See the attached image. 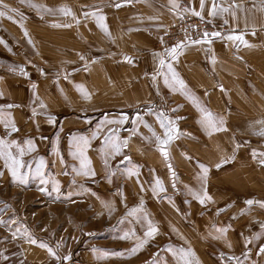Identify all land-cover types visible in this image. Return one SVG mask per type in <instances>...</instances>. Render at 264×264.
<instances>
[{
    "label": "rangeland",
    "instance_id": "rangeland-1",
    "mask_svg": "<svg viewBox=\"0 0 264 264\" xmlns=\"http://www.w3.org/2000/svg\"><path fill=\"white\" fill-rule=\"evenodd\" d=\"M167 1L3 0L15 11L0 8V108L18 131L0 124V264H181L189 252L193 264H264V0H215L227 11L205 20L221 35L197 40L242 36L247 45L225 46L240 59L236 79L231 66L212 79L206 60L190 72L169 60L173 47L179 59L200 43L168 38L184 9L204 18L188 0ZM168 65L186 89L173 87ZM206 113L226 130L207 127ZM160 119L178 129L167 158L153 135L165 138ZM113 132L127 146L108 158ZM82 138L94 177L80 174ZM21 150L24 183L6 163ZM205 191L202 205L193 194Z\"/></svg>",
    "mask_w": 264,
    "mask_h": 264
},
{
    "label": "snow or ice",
    "instance_id": "snow-or-ice-1",
    "mask_svg": "<svg viewBox=\"0 0 264 264\" xmlns=\"http://www.w3.org/2000/svg\"><path fill=\"white\" fill-rule=\"evenodd\" d=\"M21 2H24V0H21ZM30 7H34V8H37L39 9V5H36V4H30L29 5ZM176 5H174L175 7ZM201 11L203 10V7H204V3H203V0H201ZM0 8H3V9H7L9 12H12V11H15L14 9H11L9 8V6L5 3H3V0H0ZM61 11L65 14V15H71V11L70 9H67V8H63L61 9ZM217 11V8H216V5H215V0H213V6H212V10L210 12V14L214 15ZM220 11H227V9H224V8H221ZM193 14L195 15H199V13H196L195 11H193ZM5 13L3 11H0V16H4ZM85 15H88V13H85ZM103 18H101L102 20ZM65 26H70V25H65ZM99 26L102 28V30L105 31L106 34H108L107 32V28L105 25H103L102 23L99 24ZM25 35H27V32L25 30ZM207 33H205V37H207ZM214 36H219L221 35L220 33H214L213 34ZM228 40H232V41H239L241 43H244L245 45H247V42L244 41L243 37L242 36H239V35H230L227 37ZM31 42V41H29ZM197 42H200V41H197ZM207 42V41H205ZM178 47H173L171 50H170V55L175 58L177 55H178ZM81 59H83V57L81 56ZM160 65L161 67L165 66V59L161 58L160 59ZM168 68H169V72L172 73V77H171V83L173 85V87H179L180 89L184 90L187 88V85L185 84V82L180 79L176 73L172 70L171 68V65H168ZM166 83H168V81L166 80ZM223 90V89H221ZM81 91V94L84 95L86 98L88 96V93L86 90L84 89H80ZM3 97V93H0V98ZM8 108H11L13 107L12 105H8L7 106ZM41 107H45V105L41 104ZM161 116H163V113L161 114ZM124 121L121 120V121H114V123H123ZM160 126L161 128L164 130V137L165 138H161L160 136H156L155 133H153L154 137H155V140L159 143V145L161 146L160 147V150H161V153L162 155H164L166 158L168 156V152H167V145L168 143L174 138L173 136V133L175 132H178V129H175L174 125H173V122L171 121H168V122H165L163 119H160ZM204 123L206 124L207 127L213 129V130H226L222 127V124L223 122L221 121L219 125H217L216 121L212 118V115L211 113H206L205 114V119H204ZM260 123H264V121H261ZM0 124H3L5 126V128L7 129L9 126H11L12 130L13 131H18V129L15 127V122L14 120L6 115L3 111L2 108H0ZM260 135H264V131H262L261 133H259ZM115 133H111V135L105 137V144H109V148H108V153H107V156L108 158H115L116 155H119L121 154V150L123 147H126L127 146V141L123 142V144H121L119 142V139L117 138L115 141H112V136H114ZM28 144L29 146L32 145V142L31 141H28ZM89 144V140L87 138H82L78 141L75 142V149H76V158L80 160V169H81V173L82 175H85V176H95V172L94 170L91 169L90 167V161L88 160L87 156L85 155V149L87 148ZM3 145H4V142L3 140H0V149L3 148ZM0 155H3V152L0 151ZM24 155V150H21L20 151V154H19V158H17L16 156H13L11 155L10 153L8 154L7 156V159H6V163L8 161H10V165H9V168H10V172H11V176L13 178V181H19L20 183H24V177L23 175L21 174V169H23L25 167V164L22 160V157ZM254 158H255V154H254ZM130 159L129 157H125V160H128ZM106 163H107V160H106ZM260 163L262 166H264V159H261L260 160ZM41 167H43V164L41 165ZM219 167V165L217 166ZM169 168L171 169V165L169 164ZM202 171L204 173V176L206 177L207 175V172H208V169L206 167H203L202 168ZM38 172V175L41 177V183H45L46 181H44L43 179V176H44V173L43 171H41L40 169L37 170ZM133 173H129V175H132ZM157 184L160 185V181H157ZM56 191L59 192V186H57L56 188ZM159 191H165V189L160 186L159 187ZM196 199H198V201L203 205L205 200H210L211 198L207 196V193L206 191L204 192L203 194V197H201L199 194H196L194 193L193 194ZM248 206H249V209H251V206H253L254 204V201L252 200H248L245 202ZM261 207H264V205H261ZM0 223H3V221H0ZM217 232L223 234V233H226L227 229H216ZM158 232V229L156 227H154L151 222L148 223V230L146 231L145 233V236L146 237H154V235ZM134 235V234H133ZM123 238H128V235L125 234V236ZM29 240L31 243L35 244L36 241L35 240H31V238L29 237ZM146 243V240L145 241H139L137 243V247L133 248L132 249V252L135 253L137 251L140 250V248L143 247V244ZM249 243H251V241H249ZM260 252L262 254H264V247H261L260 249ZM49 254L50 255H55V253L49 249ZM191 257V253H184L181 257H180V260H181V264H193V261L192 259L190 258ZM70 257H65L64 259H69ZM229 261H232V260H236V264H239V260L238 258H235V257H229L228 258Z\"/></svg>",
    "mask_w": 264,
    "mask_h": 264
},
{
    "label": "crops",
    "instance_id": "crops-1",
    "mask_svg": "<svg viewBox=\"0 0 264 264\" xmlns=\"http://www.w3.org/2000/svg\"><path fill=\"white\" fill-rule=\"evenodd\" d=\"M179 0H168L166 4H168L169 7H173L175 4L177 5ZM189 1V5L192 11H195L196 13H199V17L204 18V19H208V18H214V20H216V17H219V13L221 12L218 7L217 11L214 15L210 14L211 10H212V6H213V2L211 0H203L204 3V7L203 10L201 11V0H188ZM170 2V5H169ZM233 17V15H231ZM258 17V13L255 15ZM217 22V21H216ZM237 20L235 19H230L229 23H235L237 24ZM259 25V20L257 19L255 26ZM249 27H252L249 24ZM220 28V26H219ZM148 34V33H147ZM153 34L154 38L156 36H158L157 38H159L161 35V33L159 32H154L151 33ZM232 35L230 34H225L222 37L216 38L215 40L207 43V42H200L196 45H189L186 46L183 50L184 53H186L184 56H181L179 59L178 58H171L169 59L172 62H177V63H182L183 64V68L184 69H189V72L191 71L193 65L198 64V60H206L207 61V68L206 70L209 71L210 75L208 78H212V79H217L219 77H222V73L224 71L227 72V70L231 69V72H227L229 74V76L227 77L229 78H240L239 74V64H240V59L236 56H232L231 58H228L226 56V49L225 46L226 44L230 41L227 39L228 36ZM156 38V39H157ZM153 39V38H150ZM205 48V55L201 56V55H191V53L195 50H203ZM217 74H219V77L217 76Z\"/></svg>",
    "mask_w": 264,
    "mask_h": 264
},
{
    "label": "built area",
    "instance_id": "built-area-1",
    "mask_svg": "<svg viewBox=\"0 0 264 264\" xmlns=\"http://www.w3.org/2000/svg\"><path fill=\"white\" fill-rule=\"evenodd\" d=\"M216 32L213 23L205 19L194 17L188 9H184L180 21L175 23L168 33V38L178 44L196 42L208 38ZM207 33V37H205Z\"/></svg>",
    "mask_w": 264,
    "mask_h": 264
}]
</instances>
